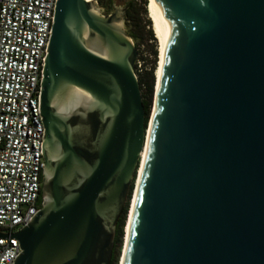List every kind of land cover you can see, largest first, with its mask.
<instances>
[{"label": "water", "instance_id": "1", "mask_svg": "<svg viewBox=\"0 0 264 264\" xmlns=\"http://www.w3.org/2000/svg\"><path fill=\"white\" fill-rule=\"evenodd\" d=\"M127 1L55 0L41 206L13 264H111L150 119ZM153 21L165 47L123 264H264V0H154Z\"/></svg>", "mask_w": 264, "mask_h": 264}, {"label": "built area", "instance_id": "2", "mask_svg": "<svg viewBox=\"0 0 264 264\" xmlns=\"http://www.w3.org/2000/svg\"><path fill=\"white\" fill-rule=\"evenodd\" d=\"M54 3L0 0V264H13L21 251L15 233L41 206L38 95ZM135 68L138 77V56Z\"/></svg>", "mask_w": 264, "mask_h": 264}, {"label": "rangeland", "instance_id": "3", "mask_svg": "<svg viewBox=\"0 0 264 264\" xmlns=\"http://www.w3.org/2000/svg\"><path fill=\"white\" fill-rule=\"evenodd\" d=\"M117 1H123V0H117ZM134 1L136 4L130 10L129 14L133 17L134 24L132 25V28H133V31L135 32V34L137 35L138 39H137V41H135L134 39H132V40L134 42V45L137 48V56L141 61L142 73H143L147 69V67H150V65L153 62H155V67L157 65L159 40L156 37L151 18L149 17V12H148V8H147L148 0H146L145 6H143V3L141 2L142 0H134ZM97 2H98L97 5L104 8V10H103L104 14H107L106 9H105V4L104 3L101 4L99 1H97ZM105 2L107 5L108 4L111 5V0H106ZM144 7L146 8V13L143 11ZM147 22H148V24H147ZM123 25H125V27H127L126 30H128V25H127V21L125 20V17L123 18ZM149 31L152 33L153 39L148 37ZM154 51H156V55H154ZM153 77H154V73H153ZM154 84H155V77H154ZM154 84H153V88H152V94H151L150 100H149L148 118L151 117V111L153 108L154 88H155ZM140 93H141V95L142 94L145 95V96H143L144 99L148 100V97L145 94L144 88L140 89ZM148 118H147V120H148ZM149 121H150V119H149ZM136 175H137V172H136ZM136 175L134 177L135 179H136ZM135 181H133L132 190H131L130 197H129L128 204H127V211H126V215H125V219H124V226H123V230H122V240H121V245H120L119 250H118V258H117L116 264H120L121 256H122V252H123V248H124V244H125V239H126V237H125V225L127 223L128 217H129L128 215L130 212L131 200H132V196H133V192H134V188H135Z\"/></svg>", "mask_w": 264, "mask_h": 264}, {"label": "trees", "instance_id": "4", "mask_svg": "<svg viewBox=\"0 0 264 264\" xmlns=\"http://www.w3.org/2000/svg\"><path fill=\"white\" fill-rule=\"evenodd\" d=\"M97 1H99L101 4L102 3L105 4V9H106L107 13L113 9V5H109V4L107 5L105 2L106 0H97ZM141 2L143 3V6L146 5V0H142ZM135 4L136 3L134 0H129L126 2V4H125V6H126L125 20L127 21V25H128V30H127L128 34L130 35V37L132 39L137 41V39H138L137 35L135 34V32L133 31V28H132V25L134 24L133 17L129 14L130 10L135 6ZM143 11L146 13L145 7H144ZM147 24H148V22H147ZM148 37L153 39V35L150 31L148 33ZM154 55H156V51H154ZM154 68H155V62H153L150 65V67H147V69L142 74H139V76H138L139 87H140V89H143V88L145 89V94L148 97V100H146L143 97L145 95H143V94L141 95L143 105H144V109H145V123L147 121L148 114H149V100H150V96L152 94V88H153V84H154V77H153ZM131 190H132V185L130 188L128 200L130 197ZM127 204H128V201H127ZM127 204H126V206L123 210V213H122V215H121V217L117 223L115 244H114V248H113L111 264H116V262H117L118 250H119V247L121 245V240H122V230H123L124 219H125V215H126V211H127Z\"/></svg>", "mask_w": 264, "mask_h": 264}, {"label": "bare ground", "instance_id": "5", "mask_svg": "<svg viewBox=\"0 0 264 264\" xmlns=\"http://www.w3.org/2000/svg\"><path fill=\"white\" fill-rule=\"evenodd\" d=\"M147 8H148V12H149V17L151 18V21H152L154 32L156 34V37L159 40L158 62H157V65H156V67L154 69V71H155L154 72V77H155L154 101H153V108H152V111H151L150 121L148 123V127H147V130H146L147 134H146L145 145H144V148H143V150L141 152L140 164L137 167V175L135 174L136 175V179L134 178V180H133V181L136 180L135 181V188H134V192H133V196H132V200H131L130 212H129V215H128L129 217H128L127 223L125 225V237H126V239H125V244H124V248H123L120 264H123V261H124V256H125L127 242H128V237H129L132 213H133V209H134V205H135V201H136L138 187H139V184H140V181H141V177H142V173H143V167H144L145 156H146L147 145H148V136H149L150 127H151L153 114H154V110H155V102H156V97H157V92H158V85H159V78H160V73H161V68H162V55H163V50H164V47H165V38H166V32H165V29L163 28V26L159 25L157 27L155 25L154 21H153L154 0H148Z\"/></svg>", "mask_w": 264, "mask_h": 264}]
</instances>
